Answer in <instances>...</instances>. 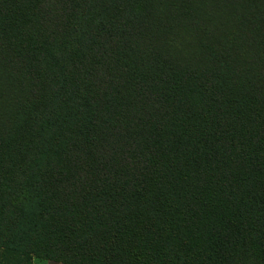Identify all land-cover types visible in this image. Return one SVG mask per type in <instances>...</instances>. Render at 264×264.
Wrapping results in <instances>:
<instances>
[{"label": "trees", "instance_id": "trees-1", "mask_svg": "<svg viewBox=\"0 0 264 264\" xmlns=\"http://www.w3.org/2000/svg\"><path fill=\"white\" fill-rule=\"evenodd\" d=\"M154 1L0 0V249L264 264V0Z\"/></svg>", "mask_w": 264, "mask_h": 264}, {"label": "rangeland", "instance_id": "rangeland-1", "mask_svg": "<svg viewBox=\"0 0 264 264\" xmlns=\"http://www.w3.org/2000/svg\"><path fill=\"white\" fill-rule=\"evenodd\" d=\"M154 5L156 7L155 9V15L159 17H163L164 22L166 21V11L167 6L166 2L161 0H155ZM239 4H236V7L238 9ZM224 6L217 7V24H219L221 21H225L228 17V12L223 8ZM246 8L251 10L253 8L252 0H246ZM168 18V17H167ZM174 21H171L173 23ZM219 26V25H218ZM233 33V30H232ZM0 264H65L61 261H56L52 259H47L43 257H39L35 254H18V253H9L5 249H0Z\"/></svg>", "mask_w": 264, "mask_h": 264}]
</instances>
